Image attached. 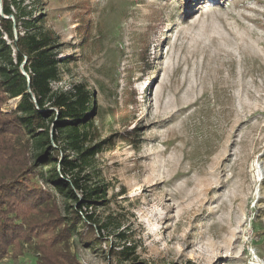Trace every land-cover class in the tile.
Masks as SVG:
<instances>
[{
	"label": "rangeland",
	"instance_id": "rangeland-1",
	"mask_svg": "<svg viewBox=\"0 0 264 264\" xmlns=\"http://www.w3.org/2000/svg\"><path fill=\"white\" fill-rule=\"evenodd\" d=\"M25 4L66 60L53 89L95 90L85 156L65 133L58 148L80 163L68 178L102 189L81 211L102 230L79 223L70 239L78 264H264V0ZM56 196L69 216L75 202ZM43 241L0 264H38ZM128 247L129 259L111 252Z\"/></svg>",
	"mask_w": 264,
	"mask_h": 264
},
{
	"label": "trees",
	"instance_id": "trees-1",
	"mask_svg": "<svg viewBox=\"0 0 264 264\" xmlns=\"http://www.w3.org/2000/svg\"><path fill=\"white\" fill-rule=\"evenodd\" d=\"M28 7L25 0H0V260L11 247L40 238L44 241L34 247L40 253L38 264H78L70 239L79 223L87 225L88 237L96 238V229L102 230L94 227L92 213H81L102 189L87 191L80 176L68 178L80 163L60 158L58 148L65 133L81 152V129L95 112V90L79 84L71 99L53 89L52 81L60 78V62L66 60L51 51L56 46L54 32L43 31L39 17ZM17 97L16 108L5 110L4 105ZM51 107L58 109L57 114ZM39 164L51 165L44 171ZM36 179L55 189L35 184ZM56 192L75 202L69 216L62 213ZM111 252L129 259L131 248Z\"/></svg>",
	"mask_w": 264,
	"mask_h": 264
},
{
	"label": "water",
	"instance_id": "water-1",
	"mask_svg": "<svg viewBox=\"0 0 264 264\" xmlns=\"http://www.w3.org/2000/svg\"><path fill=\"white\" fill-rule=\"evenodd\" d=\"M1 9H2V6H1ZM22 67H23V65H22Z\"/></svg>",
	"mask_w": 264,
	"mask_h": 264
}]
</instances>
